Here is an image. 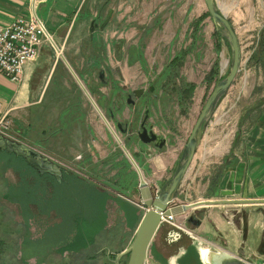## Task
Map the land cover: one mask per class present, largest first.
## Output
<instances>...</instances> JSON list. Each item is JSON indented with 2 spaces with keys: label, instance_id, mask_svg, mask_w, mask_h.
Instances as JSON below:
<instances>
[{
  "label": "rangeland",
  "instance_id": "374dc122",
  "mask_svg": "<svg viewBox=\"0 0 264 264\" xmlns=\"http://www.w3.org/2000/svg\"><path fill=\"white\" fill-rule=\"evenodd\" d=\"M88 2L85 8L91 9L100 23L110 9L114 15L95 44L91 45L86 36L72 49L78 51L82 68L86 66L84 52L95 48L106 51V59L100 61L109 70L106 78L110 83L103 86L96 70L91 74L93 83H89L96 85L93 88L99 96L93 97L129 152L138 149L126 141L117 122L110 118V110L124 124L133 110L136 109V120L140 122L145 108L150 109V122L157 124L162 137H169L170 148H176L178 156L171 168L164 171L156 169L147 156L142 166L143 162L131 155L148 184L154 171L162 177V185H166L210 94L229 73L230 46L221 34L222 28L206 15L204 0ZM215 2L237 32L242 48L240 70H247L261 47L264 28L258 23L264 18V10L257 0ZM140 3L141 11L134 7ZM44 43L50 45L48 41ZM69 76L70 82L64 87L73 91L75 81ZM234 82L244 83L243 75L238 74ZM84 85L92 88L86 82ZM110 85L120 89L112 92ZM151 87L153 92H149ZM140 88L145 95L136 100L135 107L129 106L127 94ZM235 88L223 96V102L200 130L201 142L204 135H232L235 131L236 111L240 102L247 99ZM82 98L86 103L84 94ZM72 101L73 97L65 92L58 114H63L65 105H72ZM81 108L82 121L63 133L61 139H52L49 154H40L62 168L61 178L41 174L23 158L0 150V264H114V258L133 241L146 212L139 175L97 111L89 105ZM68 112L72 115L74 110ZM90 116L96 139L92 149L86 147L87 154H79L82 150L74 148V142L87 135L90 138L85 122H90ZM53 125L57 128L56 123ZM72 125L65 122L66 127ZM21 137H26L21 130L13 134L10 131L7 136L13 142L25 144ZM217 141L210 140L212 148ZM227 141L230 143V137ZM217 159L218 155H211L207 161L213 164ZM149 187L153 194L158 193L153 182ZM184 201L180 198L178 203ZM127 262L128 256L123 257L121 264Z\"/></svg>",
  "mask_w": 264,
  "mask_h": 264
},
{
  "label": "crops",
  "instance_id": "0c3cea01",
  "mask_svg": "<svg viewBox=\"0 0 264 264\" xmlns=\"http://www.w3.org/2000/svg\"><path fill=\"white\" fill-rule=\"evenodd\" d=\"M87 4L89 5L88 0H0V28L8 26L19 17L35 16L44 24L50 39L60 50V53L57 52L52 42L50 45L43 43L39 59L25 65L18 82L11 81L0 72V112L10 114L11 134L14 131H23L26 137H21L25 138V144L22 145L39 155L50 153L52 139L57 136L61 139V136L64 137L63 133L68 129L73 130L77 122L82 121V106L89 105L95 109L61 54L83 84L86 82L92 88L96 87L95 84L92 85L91 74L94 70L97 71L103 86L110 83L106 78L109 70L104 68L100 61L106 59V51L101 52L91 47L93 50L84 52L86 66L82 68L78 51L72 49L74 44L86 36L91 45L95 44L105 31H95L92 35L93 24L99 21L97 16L91 13V9L85 8ZM257 4L264 10V0H257ZM140 5L141 3L134 5L135 9L140 10ZM113 15L114 10L112 17ZM258 25L264 28V18ZM238 74L243 75L244 83L237 85V82H233L228 93L236 87L235 89L243 92L247 99L240 102L236 111L235 131L232 135H204L202 142L198 138L194 159L172 200L175 205H182L178 203L180 198L185 200L183 204L215 200L219 199L215 196L218 190L231 189L232 199L245 202L194 209L192 212H197L201 220L199 227L187 223L189 213L175 216L176 222L192 233L189 235L167 223L163 224L151 244L148 264H209L206 256L209 252L217 250L233 255L246 264L264 263V203L247 202L264 200V41L253 57L250 67L247 70L241 69ZM67 75H71L69 77L75 81L73 91L64 87L70 82ZM84 86L96 102L93 95L99 96L98 90ZM110 86L112 92L120 89L115 88V85ZM65 92L69 97H73L72 105L66 104L65 109L74 110L75 114L73 112L70 115L66 110L63 114H58L57 110ZM82 93L86 97V103L82 100ZM223 99L222 97L217 108ZM95 119L97 121V118ZM92 121L91 116L90 122L85 121L90 129V138L87 139V135L74 142L73 147L82 150L79 154H87L86 147H93L96 133L91 129ZM65 122H72L73 125L66 127ZM60 123L64 124L61 126ZM156 128L158 132V127ZM165 137L167 146L162 152L154 150L151 146L144 151L134 146L138 150L134 149L130 153L143 162L142 166L147 156L148 161H154L156 169L168 170L178 155L176 148H170L172 141ZM229 137L230 143L227 141ZM71 138L76 139L77 136ZM212 139L218 140L213 148L210 145ZM17 143L21 144L20 141ZM91 155L96 154L91 152ZM211 155H218L217 161H212L213 164L207 161ZM58 167L62 171V168ZM156 174L157 172L153 171L149 176V184L153 182L157 192H160V187L165 185H162V177Z\"/></svg>",
  "mask_w": 264,
  "mask_h": 264
},
{
  "label": "water",
  "instance_id": "95a60500",
  "mask_svg": "<svg viewBox=\"0 0 264 264\" xmlns=\"http://www.w3.org/2000/svg\"><path fill=\"white\" fill-rule=\"evenodd\" d=\"M207 12L210 15V18L214 22L215 25H218L222 28L221 34L227 40L230 50H231V62L230 69L227 76L221 80L213 92L210 94L206 104L204 105L203 110L193 128V131L184 147L182 156L178 162V166L170 179L169 182L161 189L158 193H152L151 188L149 187L148 182L145 180L142 171L133 156L126 148V146L122 143L120 138L118 137L116 131L112 128L107 118L102 113L99 106L91 97L88 90L85 88L84 84L72 70L70 65L65 60L64 56L61 54L62 59L66 62L68 68L74 75L77 80L79 86L83 89L86 96L90 99L95 109L98 111L99 115L105 121L111 132L114 134L118 144L126 154L127 158L131 161L134 168L136 169L139 175V188L142 196V207L146 209L137 229L135 232V236L131 244L122 252H120L115 260V264H121L123 257L128 256L127 264H148V254L153 242L154 237L156 236L158 230L163 225V217L168 216H179L185 213H189L186 221L188 224H191L194 227H199L201 225V220L198 217L197 212H192L194 209L204 206H214V205H236L244 203L245 201L235 200L231 197L233 196V191L231 189L228 190H218L215 193V200H206V201H197L188 204L175 205L173 204V197L175 195L176 190L178 189L180 183L182 182L184 176L186 175L197 150L198 144V134L200 130L206 126L209 122L210 118L214 114L220 100L222 97L228 92L230 87L232 86L236 76L238 75L241 65H242V48L241 43L238 38L237 32L227 18V16L220 10L215 0H204ZM113 14V10L109 11L107 18L101 25V28L104 29ZM93 35V29H92ZM53 46L60 53L59 48L56 46L53 40H51ZM100 77H102V72L100 73ZM144 93V89H138L134 91V94L137 98H141ZM134 102L132 96H129L128 103ZM150 118V109H146L144 122L142 125V132H140L139 136L145 144H152L154 150L158 152H162L167 146V139L156 134L153 130L148 131L145 127V122ZM118 128H121V124L118 123ZM0 150L15 154L18 157L23 158L28 164L37 169L41 174H52L57 178L62 177L61 169L56 165L52 164L47 159L42 158L39 154L34 152L33 150L27 148L26 146L19 144L17 142H13L3 136H0ZM254 203H264V200L257 201H247ZM187 233V232H186ZM189 234V233H187ZM190 235V234H189ZM206 259L209 264H246L241 259L230 255L221 250L211 251L206 256Z\"/></svg>",
  "mask_w": 264,
  "mask_h": 264
},
{
  "label": "built area",
  "instance_id": "2783aa9c",
  "mask_svg": "<svg viewBox=\"0 0 264 264\" xmlns=\"http://www.w3.org/2000/svg\"><path fill=\"white\" fill-rule=\"evenodd\" d=\"M51 42L44 24L35 16L19 17L8 26L0 28V72L8 79L18 82L26 64L39 59L44 42ZM12 121L8 112H0V136H9ZM167 223L179 230L192 232L179 225L175 216L163 217ZM264 264V263H263Z\"/></svg>",
  "mask_w": 264,
  "mask_h": 264
},
{
  "label": "flooded vegetation",
  "instance_id": "af4514ba",
  "mask_svg": "<svg viewBox=\"0 0 264 264\" xmlns=\"http://www.w3.org/2000/svg\"><path fill=\"white\" fill-rule=\"evenodd\" d=\"M102 24L103 23H100V22L99 23H94L93 24V27H92L93 32L104 30L105 28L104 29L101 28V25ZM140 89H143V88H140ZM153 89H154V87H151L150 90H149V92H153ZM135 90H138V89H135ZM134 91L132 92V94H127V104H128V98H129V96H132V99L134 100V102H131V103L128 104L129 106H132V107H135L137 105L136 100H139L140 99V98H137L136 97V95L134 94ZM144 95H145V90H144V93L142 94L141 98ZM146 109H149V108H145V110H144V117H145V111H146ZM136 117H137V115H136V109H135L126 118V120L124 121V124H122L117 119V117L114 114V112H112V110H110V118L111 119H114L117 122V124H116L117 125V128H118V123L121 124V128H118V129H119L120 132H122V134L124 135L126 141L129 144H132L133 146L138 147L142 151L148 150V146L153 147V145L152 144H145L142 141V139L140 138V136H139L140 132H142V125H143V122H144V118L140 122H138V120H136ZM150 118H151V111H150ZM150 118L145 122V124H144L145 127L148 129V131L153 130L156 134L162 136L161 134H159L157 132V128H156L157 126L154 123H151L150 122ZM164 138H166V137H164Z\"/></svg>",
  "mask_w": 264,
  "mask_h": 264
},
{
  "label": "trees",
  "instance_id": "16d2710c",
  "mask_svg": "<svg viewBox=\"0 0 264 264\" xmlns=\"http://www.w3.org/2000/svg\"><path fill=\"white\" fill-rule=\"evenodd\" d=\"M207 16H209V14L207 13L206 14ZM220 34V33H219ZM262 42H261V44H260V46H262L263 45V41H264V35H263V37H262V40H261ZM215 72V71H214ZM214 72H212L211 74H210V76H213V74H214ZM193 85H190V89H192L193 90ZM187 90V88L186 89H184V93H185V91ZM116 258V257H115ZM115 258H114V260H115ZM114 260H113V262H114ZM115 264V263H114Z\"/></svg>",
  "mask_w": 264,
  "mask_h": 264
}]
</instances>
